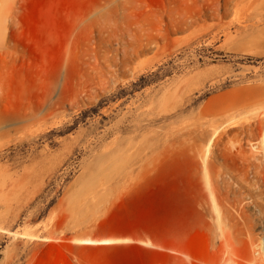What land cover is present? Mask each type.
Instances as JSON below:
<instances>
[{
	"label": "rangeland",
	"instance_id": "1",
	"mask_svg": "<svg viewBox=\"0 0 264 264\" xmlns=\"http://www.w3.org/2000/svg\"><path fill=\"white\" fill-rule=\"evenodd\" d=\"M261 239L264 0H0V264H264Z\"/></svg>",
	"mask_w": 264,
	"mask_h": 264
},
{
	"label": "bare ground",
	"instance_id": "2",
	"mask_svg": "<svg viewBox=\"0 0 264 264\" xmlns=\"http://www.w3.org/2000/svg\"><path fill=\"white\" fill-rule=\"evenodd\" d=\"M212 140V139H211ZM221 216V213H220V211H218V218ZM210 233V232H209ZM117 240V239H116ZM115 239H103V240H95V239H90V238H86V239H81L80 241L81 242H84V243H112V242H115L116 241ZM252 245V244H251ZM256 245V244H255ZM260 248H261V252H262V254H264V239H261V242H260ZM257 246V245H256ZM227 247V246H226ZM254 248H256V247H254ZM259 252H260V250H258ZM232 252V251H231ZM258 254V253H257ZM261 254V253H260ZM259 254V255H260ZM259 255L257 256V258H259ZM254 257H255V255H254ZM256 258V257H255ZM260 258H264V257H260ZM255 261H256V259H255ZM254 261V262H255ZM261 261H264V260H261Z\"/></svg>",
	"mask_w": 264,
	"mask_h": 264
},
{
	"label": "crops",
	"instance_id": "3",
	"mask_svg": "<svg viewBox=\"0 0 264 264\" xmlns=\"http://www.w3.org/2000/svg\"><path fill=\"white\" fill-rule=\"evenodd\" d=\"M178 242H179L180 245H184L185 244V243L182 242V240L179 237H178ZM186 243H188V239H187Z\"/></svg>",
	"mask_w": 264,
	"mask_h": 264
}]
</instances>
